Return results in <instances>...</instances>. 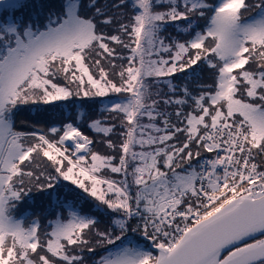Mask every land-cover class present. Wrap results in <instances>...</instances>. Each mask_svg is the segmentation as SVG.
<instances>
[{
  "label": "snow or ice",
  "instance_id": "snow-or-ice-1",
  "mask_svg": "<svg viewBox=\"0 0 264 264\" xmlns=\"http://www.w3.org/2000/svg\"><path fill=\"white\" fill-rule=\"evenodd\" d=\"M26 6L0 0V12ZM44 7L35 20L0 18V264H264V0ZM168 26L184 37L166 41ZM198 68L214 78L198 94L163 79L170 94L153 96L150 78ZM110 96L119 143L116 125L90 127L118 155L94 151L74 123L48 129L58 139L15 127L21 106ZM62 181L118 216L119 231L71 205L51 231L17 218L33 193L59 204Z\"/></svg>",
  "mask_w": 264,
  "mask_h": 264
},
{
  "label": "rangeland",
  "instance_id": "rangeland-1",
  "mask_svg": "<svg viewBox=\"0 0 264 264\" xmlns=\"http://www.w3.org/2000/svg\"><path fill=\"white\" fill-rule=\"evenodd\" d=\"M85 3L88 0H84ZM101 3H110L111 0H100ZM21 4H27L26 7H21L13 11L0 12V18L12 21L15 18L27 19L29 16L36 19L37 14L43 12L45 15L47 13V8L42 6H58L60 0H20ZM55 10V8H53ZM127 15L131 14V7L129 9H121ZM43 18V17H41ZM106 32H112L113 29L106 27L104 29ZM199 30V29H198ZM166 41L169 37L182 39L184 37L183 33H178L174 26H168L166 30L162 33ZM127 55V52L124 53ZM119 63V61H117ZM191 70H188L190 73ZM163 79H168L177 87V95L180 94L179 90L187 85L190 91L194 95L198 94L200 85H211L213 83V76L208 70L201 71L197 69L196 75H188L187 73H176L172 77L161 78V82H157L155 78H150V83L152 85L151 92L155 97L156 93L170 94L169 89L166 84L162 82ZM63 84V81H59ZM116 97H96V98H81L73 97L70 101H59L54 105H29L21 106L20 111L15 117V127L18 131L23 132H37L38 134L47 133L50 138L58 139V136H54L52 133L48 132L51 127L62 128L65 123H74L75 126L90 139H92L93 144L91 145L94 151L101 154H115L111 149L107 148L104 142L107 137L102 133L95 132L94 129L90 127L93 120H101L105 127L116 125L113 133L110 137L114 143H119L121 137L119 135L121 131L119 117L113 119L115 115L111 112L104 111L105 105L110 101V99H115ZM168 111H172V108H167ZM145 122L146 118H145ZM62 134V133H61ZM182 140L183 137H180ZM71 144V141L66 142ZM46 159V158H44ZM49 171H51L49 169ZM105 174L113 176V178L119 179L120 177L115 174H111L105 170ZM69 185V182L62 181L61 185L57 189V196L60 199V203L57 204L51 201L47 195H40L33 193L21 207L17 209V218L23 219L25 221H31L33 219L39 218L41 224V231H51L52 222L55 221L57 216H62L67 218L70 205L76 210H81V214H86L93 217L97 221V228L99 230L114 229L119 231L118 228L113 224L114 219H118V216L109 215L105 211L98 210L96 208V202L90 197H84L78 201L68 196L67 189L64 187ZM136 241L142 248L150 250L148 244L143 241ZM119 243V242H118ZM112 247V246H109ZM99 254H107L103 249L98 250ZM87 264H95V260L99 258V255L92 256L90 254H85Z\"/></svg>",
  "mask_w": 264,
  "mask_h": 264
},
{
  "label": "trees",
  "instance_id": "trees-1",
  "mask_svg": "<svg viewBox=\"0 0 264 264\" xmlns=\"http://www.w3.org/2000/svg\"><path fill=\"white\" fill-rule=\"evenodd\" d=\"M129 236L131 239H135L137 241H142L137 235L136 233H129ZM143 242V241H142ZM146 244V243H145Z\"/></svg>",
  "mask_w": 264,
  "mask_h": 264
},
{
  "label": "water",
  "instance_id": "water-1",
  "mask_svg": "<svg viewBox=\"0 0 264 264\" xmlns=\"http://www.w3.org/2000/svg\"><path fill=\"white\" fill-rule=\"evenodd\" d=\"M138 236L141 238V239H143V237H141L139 234H138ZM257 238H264V237H257ZM144 240V239H143ZM145 241V240H144ZM147 243H148V248L150 249V250H152L151 248H150V242H148V241H146ZM249 242H251V241H249ZM154 251V250H153ZM226 254V253H225Z\"/></svg>",
  "mask_w": 264,
  "mask_h": 264
},
{
  "label": "built area",
  "instance_id": "built-area-1",
  "mask_svg": "<svg viewBox=\"0 0 264 264\" xmlns=\"http://www.w3.org/2000/svg\"><path fill=\"white\" fill-rule=\"evenodd\" d=\"M205 156H207L208 154H204Z\"/></svg>",
  "mask_w": 264,
  "mask_h": 264
}]
</instances>
